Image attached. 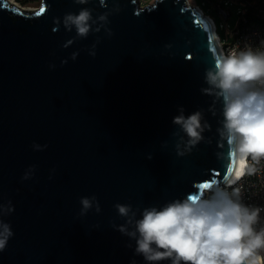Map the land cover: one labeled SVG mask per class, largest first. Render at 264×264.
<instances>
[{"label":"water","instance_id":"1","mask_svg":"<svg viewBox=\"0 0 264 264\" xmlns=\"http://www.w3.org/2000/svg\"><path fill=\"white\" fill-rule=\"evenodd\" d=\"M106 5L40 0L28 10L0 0V202L14 207L3 217L14 235L0 264H145L113 227L125 223L114 205L160 207L229 175L228 146L217 143L221 105L214 116L213 98L201 93L220 56L211 22L187 0ZM117 6L111 36L102 29L63 47L76 35L62 25L66 13L87 7L95 18ZM180 107L186 116L202 110L211 125L182 157L172 123ZM93 195L100 213L80 216V198Z\"/></svg>","mask_w":264,"mask_h":264},{"label":"clouds","instance_id":"2","mask_svg":"<svg viewBox=\"0 0 264 264\" xmlns=\"http://www.w3.org/2000/svg\"><path fill=\"white\" fill-rule=\"evenodd\" d=\"M73 2L86 5L90 0ZM100 3L107 6L106 0ZM119 11L117 6L95 18L93 10L87 7L80 8L78 13H66L62 25L68 32L74 29L76 35L63 47L68 48L75 40L86 39L90 33H99L102 29L111 36L108 17L111 12ZM55 23L58 28L60 18ZM99 42L97 37L88 49L90 56L95 57ZM78 55V51L73 52L70 59L74 61ZM67 62L62 60L61 64ZM204 82L207 86L201 88V93L213 98L209 111L215 116V105H221L222 119L216 132L218 145L223 147L226 143L229 149V175L225 182H215L202 192L187 193L160 207L133 210L130 204L117 203L114 207L125 223L113 224V227L135 241L134 255L142 256L145 264L165 261L168 264H264V216L261 215L264 205L246 203L241 182L264 171V38L256 45L245 42L240 47L237 43L215 58L214 66L205 70ZM178 111L172 120L178 129L173 136L178 137L175 149L182 157L206 140L204 133L211 131V125L204 119L202 110L187 116L183 107ZM206 142L211 144V139ZM32 147L43 151L47 145L33 143ZM217 158L223 160L224 153L218 152ZM34 172L35 165H32L22 179L32 178ZM80 204V216L93 208L96 213L101 211L95 195L81 197ZM13 211L11 201L0 202V252L14 235L10 224L3 219Z\"/></svg>","mask_w":264,"mask_h":264},{"label":"built area","instance_id":"3","mask_svg":"<svg viewBox=\"0 0 264 264\" xmlns=\"http://www.w3.org/2000/svg\"><path fill=\"white\" fill-rule=\"evenodd\" d=\"M7 2L26 9L23 8L24 6L21 7L19 0H7ZM187 2L197 8L211 22L220 55L227 53L237 43L240 47H243L245 42L256 45L261 38H264V0H202L200 6L191 4L190 0ZM140 4L142 6V0H140ZM203 6H209L211 10H215L224 21L231 17L233 10L236 11L239 19L232 31L231 42H227L228 39L220 38L213 18L203 10ZM220 28L228 30L229 25L224 23ZM241 182L244 185V201L250 204L264 205V171L256 176L245 177ZM261 215L264 216V213Z\"/></svg>","mask_w":264,"mask_h":264},{"label":"rangeland","instance_id":"4","mask_svg":"<svg viewBox=\"0 0 264 264\" xmlns=\"http://www.w3.org/2000/svg\"><path fill=\"white\" fill-rule=\"evenodd\" d=\"M155 0H142L143 4L142 5H148V4H152ZM191 4H195V5H201L202 0H190ZM40 5V1H38L37 3L28 5V6H22L23 8L26 9H37ZM203 10L207 13L210 14V16L213 18L217 28H218V34L220 36L221 39H228L227 42H231L233 35H232V31L233 29L236 27L237 22H238V15L236 13L235 10H233V13L231 15V17L227 20L224 21V19L215 11V10H211L209 6H203ZM224 23L229 25V29H221L220 26L223 25Z\"/></svg>","mask_w":264,"mask_h":264},{"label":"trees","instance_id":"5","mask_svg":"<svg viewBox=\"0 0 264 264\" xmlns=\"http://www.w3.org/2000/svg\"><path fill=\"white\" fill-rule=\"evenodd\" d=\"M22 6H28L37 3L40 0H19Z\"/></svg>","mask_w":264,"mask_h":264},{"label":"flooded vegetation","instance_id":"6","mask_svg":"<svg viewBox=\"0 0 264 264\" xmlns=\"http://www.w3.org/2000/svg\"><path fill=\"white\" fill-rule=\"evenodd\" d=\"M145 6V5H142V7Z\"/></svg>","mask_w":264,"mask_h":264},{"label":"bare ground","instance_id":"7","mask_svg":"<svg viewBox=\"0 0 264 264\" xmlns=\"http://www.w3.org/2000/svg\"><path fill=\"white\" fill-rule=\"evenodd\" d=\"M11 5V4H10Z\"/></svg>","mask_w":264,"mask_h":264}]
</instances>
